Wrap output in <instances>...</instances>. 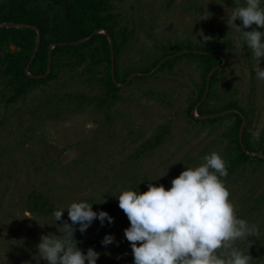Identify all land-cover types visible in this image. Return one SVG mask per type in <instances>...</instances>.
I'll list each match as a JSON object with an SVG mask.
<instances>
[{
  "label": "rangeland",
  "instance_id": "1",
  "mask_svg": "<svg viewBox=\"0 0 264 264\" xmlns=\"http://www.w3.org/2000/svg\"><path fill=\"white\" fill-rule=\"evenodd\" d=\"M243 4L244 0H114L112 11L127 34L119 71L144 65L176 42L188 41L197 48L204 36L208 40L217 34L223 69L208 104L219 107L236 99L247 111L243 129L264 150V81L253 70L257 61L251 50L227 24L233 9ZM252 27L256 26L245 30ZM62 66L54 80L38 84L16 101L4 100L9 89L0 99V264H36L40 237L60 234L53 211L80 200L93 203L94 211H107L114 221L101 225L94 220L83 234L76 231L78 248L99 252L97 264H133L124 236L130 222L116 196L124 190L147 191L149 183L167 190L186 167L202 164L205 155L225 156L230 119H200L228 112L201 117L194 111L197 120L187 114L202 74L194 61L182 60L171 72L154 69L141 79L131 73L109 107L87 102L99 94L97 71ZM260 67L264 68V58ZM162 127L167 131L162 143L148 148L147 140ZM224 184L237 217L259 230L234 246L249 253L251 264H264V162L253 159L238 166ZM31 191L49 199L50 212L27 210ZM108 234L115 242L105 247L101 241Z\"/></svg>",
  "mask_w": 264,
  "mask_h": 264
},
{
  "label": "trees",
  "instance_id": "2",
  "mask_svg": "<svg viewBox=\"0 0 264 264\" xmlns=\"http://www.w3.org/2000/svg\"><path fill=\"white\" fill-rule=\"evenodd\" d=\"M113 1L0 0V99L4 96L3 92L9 89V95L4 100L14 102L38 84L54 80L62 64L72 69L83 65L85 71H97L96 74L100 75L97 84L99 94L90 98L88 104L93 102L97 107H109L119 98L120 85L128 81L131 73H136L134 79H141L149 76L147 73L153 69L171 72L182 60H190L200 66L202 74L196 96L187 106V114L196 119L194 111L199 116H205L231 110L223 116L200 119L204 123L221 117L230 119L226 133L229 143L223 156L228 174L249 160L264 162V157L256 153H264V150L250 140L246 128L240 134L247 111L238 101L230 99L219 107L208 104L217 76L223 69L220 66L222 52L215 45L218 35L214 33L211 39L197 48H193L188 41L176 42L172 47H164L158 56L144 65L127 67L121 73L119 57L127 34L124 28L119 27L118 14L112 11ZM101 29L105 32H100ZM109 37L112 39L111 46ZM111 52L114 74L111 72ZM48 62L50 69L44 75ZM210 72L208 90L203 99ZM78 95L81 96L80 93ZM166 132L163 127L159 128L147 140L146 146L154 149L162 143ZM252 151L254 155L249 154ZM226 177L221 178L223 182ZM25 203L27 210L39 214H46L53 208L49 199L35 191L28 194ZM116 246L122 248L123 244L117 243Z\"/></svg>",
  "mask_w": 264,
  "mask_h": 264
},
{
  "label": "clouds",
  "instance_id": "3",
  "mask_svg": "<svg viewBox=\"0 0 264 264\" xmlns=\"http://www.w3.org/2000/svg\"><path fill=\"white\" fill-rule=\"evenodd\" d=\"M262 5L264 0H244L233 9L227 24L251 50L257 61L253 70L257 79L264 81V68L260 67L264 31L257 30L264 29ZM253 25L252 30H245ZM227 175L226 161L212 152L199 166L186 167L167 190L162 184L149 183L147 191L124 190L116 196L118 207L130 222L124 236L130 242L133 264H251L249 253L234 245L258 235L259 230L237 217V206L221 179ZM92 205L86 200L73 201L53 211L60 234L40 237L33 257L36 264L41 260L46 264H97L100 253L91 247L82 252L74 233L83 234L94 220L103 225L105 221L113 223L114 218L107 211H94ZM65 209L68 220L62 221ZM114 242L115 237L108 234L101 244L106 247Z\"/></svg>",
  "mask_w": 264,
  "mask_h": 264
},
{
  "label": "water",
  "instance_id": "4",
  "mask_svg": "<svg viewBox=\"0 0 264 264\" xmlns=\"http://www.w3.org/2000/svg\"><path fill=\"white\" fill-rule=\"evenodd\" d=\"M100 32H105V30H103V29H101L100 30ZM71 43H76V42H71ZM109 43H110V46L112 45V39H111V37H109ZM53 46V45H52ZM110 57H111V72H112V74H114V62H113V53L111 52V55H110ZM168 56H166L165 58H163L158 64H157V66L155 67V68H157L166 58H167ZM49 62H50V53H49ZM49 62H48V65H47V70H46V72L44 73V75H46V73H48V71H49V69H50V65H49ZM26 70H27V68H26ZM154 70V69H153ZM152 70V71H153ZM152 71H150V72H152ZM212 72V71H211ZM211 72L207 75V78H206V88H205V92H204V96H203V99L206 97V93H207V90H208V83H209V78H210V75H211ZM28 74H30L29 72H28ZM136 74V73H135ZM31 75V74H30ZM131 75V74H130ZM129 75V76H130ZM202 99V100H203ZM229 111H231V110H224V111H222L223 113L224 112H229ZM222 112H218V113H213V114H210V115H205V116H201V117H207V116H214V115H217V114H220V113H222ZM244 122H245V118L243 117V120H242V123H241V127H240V134H241V132H242V129H243V126H244ZM258 155L259 156H262V157H264V154L263 153H258Z\"/></svg>",
  "mask_w": 264,
  "mask_h": 264
}]
</instances>
